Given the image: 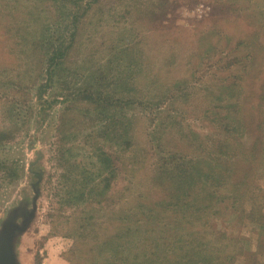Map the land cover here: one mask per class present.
I'll use <instances>...</instances> for the list:
<instances>
[{"label": "rangeland", "instance_id": "1", "mask_svg": "<svg viewBox=\"0 0 264 264\" xmlns=\"http://www.w3.org/2000/svg\"><path fill=\"white\" fill-rule=\"evenodd\" d=\"M135 1L138 0H103L109 3L97 9L100 12L97 18L104 15V19L97 26L98 19H93L89 23L93 28L84 31L88 33L96 28V42L86 43L80 38L78 48L79 53L92 49L98 54L92 57L75 54L66 66L74 67L77 63L82 76L85 66L96 71L105 69L106 60L112 58L116 62L119 47H135V56L127 67L118 61L122 69L117 74L127 83L137 78L138 93L126 98L130 105L136 106L124 111L123 107L109 108L99 117L97 111L91 113L93 108L83 105L95 117L83 119L81 116V119L75 112L70 115L74 124L69 133L80 135L72 139L73 143L64 140V149H57L56 145L64 118L61 90L67 84L52 80L51 86L40 87V67H37L39 72L31 74L22 66L20 78L14 75L0 78V130L14 131V139L0 145V158L15 171L6 180H0V264H86L94 256L86 257V245L93 242L86 234L96 230V222L101 224L98 230L104 234L103 238H109L117 232L115 218L118 219L119 210L121 217L138 215L142 207L164 199L172 189L153 183L160 166L157 163L160 156L154 155L153 139L177 137L176 141L182 140L181 146H175L176 150L181 147V151L188 153L191 152V131L198 133L208 146L214 139L223 145L229 144L226 149L230 155L223 151L221 161L212 163L226 165L224 169L212 170L216 181L210 191L220 199L217 206L206 213L195 208L182 211L191 222L203 218L219 229H213L217 233H209L208 225H199L198 231L208 233L204 255L240 240L245 253L238 248L232 250L235 253L227 252L234 258V264H264V143L261 142L264 140V0H141L145 1L144 8L131 14L127 10L134 8L131 4ZM15 2L0 0L1 22L15 8ZM16 14L22 16L23 12L18 13L17 9ZM114 42L116 48L111 51L108 47ZM123 54L122 57H127ZM86 58L91 60L88 62ZM80 59L86 60L84 65H80ZM32 75H35L33 79ZM16 86L28 99L24 100L25 105L16 103L11 108L7 99ZM138 96L142 104L137 103ZM242 103L246 104L243 108L246 116H254L256 126L260 127L243 128V113L239 111ZM249 110L254 114L250 115ZM126 113L122 120L120 115ZM113 117L116 128L111 129V134L107 127L101 129L102 136L95 137L96 133H92L94 137H89L103 122L115 120ZM171 117L176 118L178 126H163V135L160 124ZM126 141L130 145L124 144ZM233 144L238 151L255 144L258 148L242 153L233 150ZM70 148L71 154L63 158V152ZM97 148L114 159L119 157L115 159L118 171L111 192L115 203L112 209L107 205L109 190L95 199L90 197L91 207L76 209L63 202L62 197L67 194L64 187L83 183L84 175L90 176L89 173L92 178L88 181L89 192L95 187L102 168L91 154ZM198 152L201 155H197V160L201 162L200 158L205 155L201 150ZM147 155L151 158L154 155L155 159L147 158L144 165ZM71 163L76 166L69 170L68 177L72 179L67 180L65 173L72 167ZM202 206L205 204L201 203L199 208ZM259 209L263 210L262 216L257 214ZM157 215L155 219L162 217ZM68 216L72 218L69 220ZM141 222H149L154 231L142 229L143 233L133 237L126 234V242L152 235L163 240L173 235L171 228L160 227L152 218ZM165 226L177 229V224L172 222ZM191 231L195 234L197 229L194 227ZM221 232L226 237L219 240ZM4 245L7 260L3 256ZM84 249L82 254L80 250ZM145 252L140 264L151 263L152 251Z\"/></svg>", "mask_w": 264, "mask_h": 264}, {"label": "trees", "instance_id": "2", "mask_svg": "<svg viewBox=\"0 0 264 264\" xmlns=\"http://www.w3.org/2000/svg\"><path fill=\"white\" fill-rule=\"evenodd\" d=\"M15 1V8L11 9L8 14L12 18H8L9 16H7L5 21H0V78L6 75H8V77L14 75L16 78H20L23 75V73L20 72L22 66L24 69H29L31 74H36V71H38L37 67H40L41 71L38 74V77H42L40 87L46 88L51 86L52 80L60 82V84H67V86H64V89L61 90L63 93V103L65 105L63 113L64 118L58 129L60 131V139L56 145L57 149H64V140L73 143L72 139H76L80 135L77 136L72 132V134L69 133V128H72L74 124V118L70 117L72 113H77L75 116H82L83 119H93L95 117V115L91 114L93 111H97V116L102 117L109 108L116 107L117 109H120L123 107L121 108L122 111H124V108L128 107L134 109V106L136 105H130L126 98L131 95V93L135 95L136 92L138 93V85L136 83L137 78H134L132 82L127 83L126 79L122 76L119 77L117 72L119 73L120 69H122V67L120 68L121 65L118 61H121L123 65L126 64L127 67L129 60L133 59L135 56V47L132 48L131 46L125 45L119 47L115 53V55H117L116 62H113L112 58L109 61L106 60L107 66L105 69L100 68L96 71L95 68H86L85 66L84 70H86V72L82 76L80 74L81 66L77 65V63L74 66L75 68L66 66L71 56L75 54L78 55L80 51V49H78L80 46V38L86 43L96 42L97 33L94 32L96 28L89 30L91 32L88 33H84V31L85 28L89 27V23H92L94 21L93 19L97 18L100 13L97 9H99V7L103 8V6L105 4L107 5L109 2L103 3V0ZM144 4L145 1L143 3L141 0L135 1V3L131 4V8H134L127 11L131 14L138 13L144 8ZM16 8L18 9V13L23 12L22 16H17ZM103 17L100 16V18H97L98 21L95 26L104 19ZM81 45L83 46V42ZM108 48L111 51L114 50V48H116L115 42ZM123 53H126L127 57H122L124 56ZM97 54L98 53L92 49L90 51H81L79 53V55L87 57L96 56ZM90 60L91 59L89 58L87 59L88 62ZM136 60L139 61V58ZM80 61V65H84L86 60L80 59ZM37 64L39 66H36ZM116 69L117 71H115ZM34 76L35 75H32V79ZM80 76L81 79L84 80L82 86L79 84ZM122 89L123 91L121 92ZM12 92L11 96L7 99L11 105L8 104L6 108L9 107V105L12 108L17 105L16 103L22 106L25 105L26 102L24 100H27L28 98L23 94L24 92H22L18 86L13 88ZM104 92H107L110 95H107V93L104 94ZM19 98L20 100L17 101ZM142 101L141 96H138L137 103L142 104ZM29 103L30 102L27 104ZM85 104L93 108L91 113L89 111L86 112L85 109L82 108ZM245 105V103H242L240 106L241 108L239 109V111L243 113V128L248 130L250 128L260 127L258 125L256 126L254 116L252 118L246 116L243 111ZM31 107L32 106H30V108ZM251 111L252 110H249L248 113L253 115L254 113ZM126 115L127 113L120 115V118L124 120ZM113 118L115 120L100 124V126L96 128L97 132L92 130L89 133V137L93 136L92 133H96L95 137L102 136L101 129L107 127H110L111 134V129L116 125V118ZM82 121L79 123H82ZM175 121L176 118L171 117L166 122L160 124L162 127L161 133L163 135L165 134L163 126L177 125ZM123 130L125 129L123 128ZM183 132L185 133V129H183ZM13 134L14 131L10 129L6 131L0 130V145L13 140ZM180 135H182V132ZM191 136V152L188 153L181 151V147L178 151L175 148V146H181L180 141L182 139L176 141L177 137L174 138L170 135L165 136L164 139H162V137L159 139H153V146L155 147L153 148L154 155L160 156V160L157 162L160 164L158 168L159 173L153 183L159 187H169L172 189L167 196H164V199L156 200L152 204L150 202L147 206L142 207L143 209L138 212V215L135 213L129 218L121 217V210H119V215L117 216L118 219L115 218V221L118 223L117 232H115L116 234L110 235L109 238H103L104 234L98 230L101 224L96 222L94 225L96 230L86 234L87 237L93 241L91 244L88 243V245H86V257H89L90 254L94 255L92 258L86 260V264H140L141 257H145V251L148 250L152 251V260H150V264H234V258L230 257L227 252L238 248L245 253V248L242 246L241 241L236 240L230 244L228 243L226 247H223L221 250L219 248L218 251L216 250V253H207L204 255L207 252V248H204L206 246L205 239L208 237L206 234L208 233L198 231L200 229L199 225H208L209 233H217L219 229L216 225H213L214 223L209 224V221H203V218L191 222L187 215L182 214V211L192 210V208L198 210L202 209V211L206 213L209 208L217 206L220 199L210 191V189L213 188V182L216 181L212 170L215 172V170L218 171V169H224V166L226 165L218 166V164L213 165L212 163L221 161L223 151L230 155L226 149L229 148V144H224V146L220 140L214 139L208 146V144L201 141L198 133L191 131ZM232 137H234V135ZM261 139H263V137H261ZM261 142L264 143V140H261ZM86 143L88 144V142ZM129 143L130 141H126L124 144L130 145ZM98 144L99 142L96 145ZM71 147H73V145H71ZM170 147H173L174 149H171ZM236 147L237 146L234 147L233 144L232 149L242 153H250L253 152L252 150H254V148H258L257 144L252 147H244L243 150L239 151ZM98 149L99 148L94 150L96 156H94L93 152L91 154L92 157L97 158L96 164L102 166L97 176V179L100 180L96 181V184L94 185L95 187L90 192L88 181L92 178L90 177L91 174L89 172L90 176L84 175L83 183L78 184L77 186L73 184L65 185L64 190L67 188V194L66 197H62L65 204L67 203L75 206L76 209L84 206L87 208V205L88 207H91L92 202L89 199L90 197L95 199L110 190V198L106 200L108 202L107 205H110V209H112V204L115 203V200L111 197L112 185L117 177L118 171L115 161L119 159V157L117 156L115 160L108 153L106 154L104 151L102 152L101 149ZM199 150L203 151L202 154L205 155L204 158H200L201 162H198L197 160V157L201 155L198 152ZM67 153L71 154V148L68 152H63V158L66 157ZM154 155H152L153 158H151L150 155H147L143 160L144 165L147 164V158L152 160L155 159ZM195 159L197 161H195ZM66 160L69 161L70 159L67 158ZM238 161L239 160H236V162ZM4 162L6 161L0 158V180H6L5 178L15 174L12 167H7ZM232 162L234 163V161ZM206 163L207 165H202ZM70 165H72V167H66L68 169L65 173L67 177L69 176V170L75 168L76 163H71ZM206 170H209L210 172ZM69 179L71 180L72 178L68 177L67 180ZM73 181H75V179L72 180V182ZM199 185L201 186L199 187ZM62 195H64V193H62ZM105 203L106 202H104V204ZM143 203L144 202H141V204ZM201 203H204L205 206L199 208ZM145 207L148 208L145 209ZM157 214H162V217L155 219L154 217H158ZM257 214L258 216H262L263 210L259 209ZM68 217L69 220L72 218L71 216ZM151 218L154 222H157L160 227L167 229L171 228L170 232H173V235L170 234L169 238H163V240L158 238L157 235H152L149 238L145 236L144 239H130L127 242L124 240V236L130 235L133 237L134 235H137V233H143V231H141L142 229H145L146 232L154 231L149 222H144L146 224L141 222L142 219L148 221ZM234 220L232 221L234 222ZM170 222L177 224L178 230L173 226H165L168 225V223L170 224ZM188 225L190 229L187 228ZM194 227L197 229L195 234L191 231V228ZM214 228L217 231L213 230ZM125 229H127V231H123ZM181 230H183V232ZM199 232L202 234L197 235ZM183 234H186V236L183 237ZM175 237H177L176 240ZM225 237L226 233L223 234V232H221L217 239L220 240ZM158 250L163 252L159 254ZM80 251L82 254H85V249ZM231 253H235V251H232ZM197 258L202 262L197 261Z\"/></svg>", "mask_w": 264, "mask_h": 264}, {"label": "water", "instance_id": "3", "mask_svg": "<svg viewBox=\"0 0 264 264\" xmlns=\"http://www.w3.org/2000/svg\"><path fill=\"white\" fill-rule=\"evenodd\" d=\"M5 248H6V246L4 245V247H3V256H4L5 260H7V256L5 255V252H6Z\"/></svg>", "mask_w": 264, "mask_h": 264}]
</instances>
